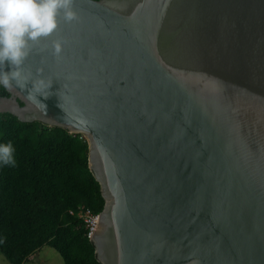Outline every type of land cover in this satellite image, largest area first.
I'll return each instance as SVG.
<instances>
[{"label":"water","instance_id":"water-1","mask_svg":"<svg viewBox=\"0 0 264 264\" xmlns=\"http://www.w3.org/2000/svg\"><path fill=\"white\" fill-rule=\"evenodd\" d=\"M73 6L30 42V79L12 81L0 113L89 141L106 202L98 260L264 264V0ZM40 78L53 81L37 93L46 107L28 97Z\"/></svg>","mask_w":264,"mask_h":264},{"label":"trees","instance_id":"trees-1","mask_svg":"<svg viewBox=\"0 0 264 264\" xmlns=\"http://www.w3.org/2000/svg\"><path fill=\"white\" fill-rule=\"evenodd\" d=\"M5 96L10 93L0 88ZM8 142L16 166L0 167V254L25 264L48 245L65 264H102L78 214L81 206L100 214L106 203L86 137L0 113V143Z\"/></svg>","mask_w":264,"mask_h":264},{"label":"clouds","instance_id":"clouds-1","mask_svg":"<svg viewBox=\"0 0 264 264\" xmlns=\"http://www.w3.org/2000/svg\"><path fill=\"white\" fill-rule=\"evenodd\" d=\"M73 5L74 0H0V66L8 61L15 68L10 73L0 71V88L13 89V80L20 88L27 86L30 75L23 72L21 65L31 51L30 42L51 36L59 26L61 13L66 21L76 19L78 13ZM52 49L59 56L63 42L53 41ZM52 83L45 78L33 81L29 99L42 103L37 99V93L47 97L45 93H49L47 90ZM4 166H16L11 142L0 143V167Z\"/></svg>","mask_w":264,"mask_h":264},{"label":"rangeland","instance_id":"rangeland-1","mask_svg":"<svg viewBox=\"0 0 264 264\" xmlns=\"http://www.w3.org/2000/svg\"><path fill=\"white\" fill-rule=\"evenodd\" d=\"M0 264L12 263L3 254H0ZM27 264H65V261L63 256L55 248L47 245L41 248L40 251L34 253Z\"/></svg>","mask_w":264,"mask_h":264},{"label":"built area","instance_id":"built-area-1","mask_svg":"<svg viewBox=\"0 0 264 264\" xmlns=\"http://www.w3.org/2000/svg\"><path fill=\"white\" fill-rule=\"evenodd\" d=\"M79 216L84 219L87 228L89 229V237L92 238V234L97 230L99 214L93 213V211L85 206L79 208Z\"/></svg>","mask_w":264,"mask_h":264},{"label":"crops","instance_id":"crops-1","mask_svg":"<svg viewBox=\"0 0 264 264\" xmlns=\"http://www.w3.org/2000/svg\"><path fill=\"white\" fill-rule=\"evenodd\" d=\"M39 251H40V250H39ZM32 255H33V254H32ZM32 255H31V256H32ZM31 256H30V258H31ZM30 258H29V260H30ZM29 260H28V261H29ZM27 263H28V262H27ZM27 263H26V264H27Z\"/></svg>","mask_w":264,"mask_h":264}]
</instances>
